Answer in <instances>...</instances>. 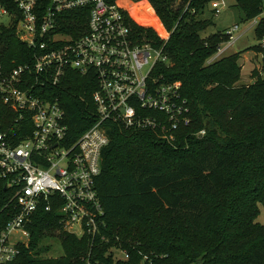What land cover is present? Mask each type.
I'll return each mask as SVG.
<instances>
[{
	"label": "trees",
	"instance_id": "trees-1",
	"mask_svg": "<svg viewBox=\"0 0 264 264\" xmlns=\"http://www.w3.org/2000/svg\"><path fill=\"white\" fill-rule=\"evenodd\" d=\"M109 1L120 6L142 43L164 47L168 62L156 71L166 82L181 83L191 124L175 133L174 142L152 130L113 126L97 179L110 243H97L91 251L89 238L67 233L56 211L41 210L30 226L28 246L10 264H264V225L256 222L264 207V63L247 86H237L239 54L208 63L228 40L224 32L202 37L211 22L201 17L213 0H194L195 14L184 11L185 3L177 9V0ZM234 1L246 21L264 14V0ZM139 7L140 21L133 15ZM66 16L64 32L73 34L80 26L86 31L87 11ZM256 36L264 39V17ZM0 57L7 67L32 59L17 27L0 31ZM97 88L94 73L75 71L54 88L72 141L96 121ZM8 202L0 189V235L12 218L4 210ZM157 216L166 223L155 225ZM182 227L188 237L178 234ZM55 240L64 254L47 257ZM113 246L127 250L130 258L115 261L108 255Z\"/></svg>",
	"mask_w": 264,
	"mask_h": 264
},
{
	"label": "built area",
	"instance_id": "built-area-1",
	"mask_svg": "<svg viewBox=\"0 0 264 264\" xmlns=\"http://www.w3.org/2000/svg\"><path fill=\"white\" fill-rule=\"evenodd\" d=\"M193 1L177 5L185 3L184 11L195 14ZM226 7L225 0L210 3L216 15ZM74 11L88 12L86 31L80 26L66 33V14ZM12 27L33 57L14 67L0 57V189L9 196L4 210L12 215L0 235V264L12 263L28 246L41 210L56 211L62 229L89 238L93 251L97 243H110L97 179L113 126L152 130L174 142L175 133L192 121L182 85L157 73L168 62L164 47L142 43L120 6L109 0H0V31ZM239 30L224 32L228 40L208 63L235 44ZM69 71L94 73L98 82L92 97L96 121L75 141L62 100L54 96ZM108 255L115 261L130 258L118 246Z\"/></svg>",
	"mask_w": 264,
	"mask_h": 264
},
{
	"label": "rangeland",
	"instance_id": "rangeland-1",
	"mask_svg": "<svg viewBox=\"0 0 264 264\" xmlns=\"http://www.w3.org/2000/svg\"><path fill=\"white\" fill-rule=\"evenodd\" d=\"M227 3L226 9L221 14L216 15L210 8L202 15V19L210 20L211 26L202 34L203 38L208 36L223 33L235 26H239L240 30L236 33L239 37L235 44L228 49L221 57H228L235 54H239V64L241 66V79L237 83V86H247L254 83V71H261L264 63V51L260 48L259 40L256 36V26H253L254 20L246 21L243 11L236 6L234 0H225ZM179 9L180 6L177 5ZM140 7L133 13L134 17L140 21L138 11ZM264 17V14L258 17L257 23ZM152 25V23H150ZM164 28L160 26L159 31H164ZM168 35V34H166ZM170 35V33H169ZM165 36V35H164ZM260 45V46H259ZM220 58V59H221ZM256 222L260 225H264V207L260 206V214L256 219ZM153 223L157 226H162L166 223L165 219H161L159 216L155 217ZM178 234L181 236L188 237V230L186 227L177 228ZM168 233H172L171 230ZM172 239V238H171ZM52 245V251L47 255L50 258H58L64 254L63 248L59 241L50 242Z\"/></svg>",
	"mask_w": 264,
	"mask_h": 264
},
{
	"label": "crops",
	"instance_id": "crops-1",
	"mask_svg": "<svg viewBox=\"0 0 264 264\" xmlns=\"http://www.w3.org/2000/svg\"><path fill=\"white\" fill-rule=\"evenodd\" d=\"M259 44L261 45V42H259ZM264 48V46H262ZM255 82V81H254ZM253 84V83H252Z\"/></svg>",
	"mask_w": 264,
	"mask_h": 264
}]
</instances>
